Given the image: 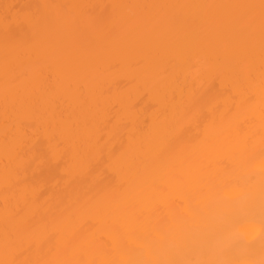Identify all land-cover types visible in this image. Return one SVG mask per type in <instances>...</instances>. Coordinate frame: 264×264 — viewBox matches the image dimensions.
Returning a JSON list of instances; mask_svg holds the SVG:
<instances>
[{
  "label": "bare ground",
  "instance_id": "6f19581e",
  "mask_svg": "<svg viewBox=\"0 0 264 264\" xmlns=\"http://www.w3.org/2000/svg\"><path fill=\"white\" fill-rule=\"evenodd\" d=\"M260 0H0V18L4 15V5H14V11L21 18L29 12L54 16L56 9L43 5H90L85 11L92 19L107 20L112 13V5H205V4H256ZM140 9H120L122 15L138 14ZM155 14L171 19V28L176 33H191L200 26V17L208 10L200 8L153 9ZM227 12L230 10H216ZM254 14V31L251 42L254 52L250 56L241 55L234 62L233 72L228 75H214L207 71L214 59L211 54H201L200 67L204 71L196 74L191 65L171 59L158 69L159 88L141 90L138 83H129L125 78L110 77L98 85L99 104H96L85 83L83 93L62 95L61 110L46 115L34 116L25 108H19L14 123L15 135L23 142V163L19 167L15 187L6 189L4 184V63L5 50L2 26H0V260L15 259L18 264H37L48 260L76 259L86 262H111L126 264L128 261H178L181 264H200L218 259H259V242L253 243L254 254L248 255L234 249L230 255L215 251L218 242L223 241L227 225L216 219L221 210V198L227 191L221 180L230 175L238 176L245 182L249 175L253 178L254 190L259 195L261 179L260 160L264 149V115L261 111L259 87L260 74V28L259 8ZM18 37L27 38L30 29L27 25L15 28ZM176 67H173V65ZM22 74L17 86L23 94L28 84L31 66L27 63L18 66ZM249 72L255 77L250 85ZM253 96L251 102L247 97ZM85 100L96 116L100 134L109 146L120 149L127 147L131 137L142 139L141 129L151 127L154 117L165 107L175 108L169 112L166 127L158 133L146 153V165L137 176L125 168L114 174L112 161L107 152H83L74 154V142L61 135L55 127L57 122L75 120L77 105ZM239 105V107H237ZM115 106V107H114ZM204 115L231 112V120L218 123L207 130V136L215 140L222 133L243 152L239 159L234 151L226 147L209 153L203 163L202 175L213 184V195L202 196L193 183L184 189L169 186L168 182L156 175L151 166L155 153L164 150L177 136L189 140L204 133V124L197 126L183 119L188 108ZM111 118L105 126L104 121ZM51 122V126H49ZM147 143V141H145ZM124 182L128 207L115 217L100 219L83 216L73 225L75 230L85 234H95L93 247L75 253L66 248L67 230L54 229L57 234L49 236L34 231L21 233L14 250L5 255L3 246L5 209L19 212L27 219L49 217L56 209L58 197H75L89 189L108 184ZM166 189V191H164ZM43 191L47 196L36 200L32 193ZM91 194V193H89ZM247 225L241 221L238 230ZM259 230L258 227L256 229Z\"/></svg>",
  "mask_w": 264,
  "mask_h": 264
},
{
  "label": "snow or ice",
  "instance_id": "6c2138e0",
  "mask_svg": "<svg viewBox=\"0 0 264 264\" xmlns=\"http://www.w3.org/2000/svg\"><path fill=\"white\" fill-rule=\"evenodd\" d=\"M4 15L0 18L5 50L4 63V184L6 189L15 187L19 175L24 150L23 142L15 135L14 123L19 108H25L34 116L53 114L61 110V97L68 93H83L84 85L99 104L97 86L110 77H122L129 83H138L141 90H155L160 81L156 78L158 69L165 61L179 59L191 65L199 74L201 54L214 57L207 71L214 75H228L233 72L234 62L241 55L250 56L254 52L251 35L254 31L253 9L259 8L260 28V74L259 87L261 111L264 115V0L259 4H205V5H112V13L107 20L92 19L85 11L90 5H43L56 9L54 16L29 12L20 17L14 11V5H4ZM200 8L208 10L200 17V26L191 33H176L171 28V19L165 15L153 13V9ZM140 9L138 14L122 15L120 9ZM216 10H230L221 12ZM27 25L28 37H18L15 28ZM31 66L29 82L21 94L17 82L22 74L17 71L22 64ZM173 67H176L174 64ZM250 85L255 77L249 72ZM253 96L247 97L251 102ZM115 107V106H114ZM239 107V105L237 106ZM75 120L57 122L55 127L61 135L74 142V154L83 152L108 153L112 161L114 174H120L125 168L139 176L146 165V153L158 133L167 126L169 112L175 108L165 107L155 117L151 127L141 129L142 139L131 137L127 147L117 149L109 146L103 134H100L96 116L85 100L77 105ZM209 117L193 108H188L183 116L189 124H204L205 131L189 140L177 136L166 148L155 153L151 166L156 175L166 180L169 186L184 189L193 183L202 196L213 195V182L202 175L204 160L209 153L226 147L243 159V152L230 140L222 139V133L215 140L207 136V130L218 123L231 120V112H220ZM105 126L111 118L104 121ZM51 126V122H49ZM147 141V143L145 142ZM259 195L254 190L253 178L248 176L241 182L238 176L230 175L221 180L227 189L221 198V210L216 219L221 225H227L223 241L218 242L215 251L230 255L234 249L252 255L253 243L259 242V259H218L200 262V264H264V149L260 160ZM166 191V189L164 190ZM91 193V194H89ZM38 200L47 193L33 192ZM124 182L108 184L104 187L89 189L75 197H58L56 209L49 217L27 219L19 212L5 209L3 246L5 255L15 248L21 233L34 231L40 234L56 235L54 229L67 230L66 248L72 253L93 247L95 234H85L75 230L73 225L83 216L106 219L122 214L128 207ZM247 225L238 230L240 222ZM258 227V231L256 230ZM0 264H18L15 259L0 260ZM37 264H86L76 259H55ZM96 264V262H87ZM101 264H111L105 261ZM126 264H181L178 261H128ZM190 264V262H186Z\"/></svg>",
  "mask_w": 264,
  "mask_h": 264
}]
</instances>
